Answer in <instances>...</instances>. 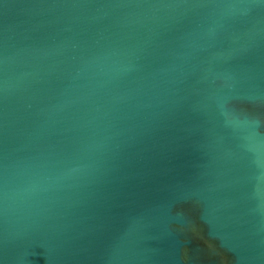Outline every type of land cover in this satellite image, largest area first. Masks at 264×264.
Returning <instances> with one entry per match:
<instances>
[{"label": "water", "instance_id": "1", "mask_svg": "<svg viewBox=\"0 0 264 264\" xmlns=\"http://www.w3.org/2000/svg\"><path fill=\"white\" fill-rule=\"evenodd\" d=\"M0 264H264V0H0Z\"/></svg>", "mask_w": 264, "mask_h": 264}]
</instances>
